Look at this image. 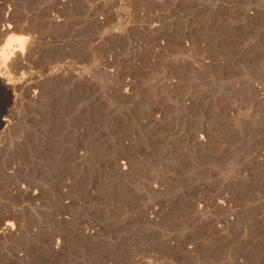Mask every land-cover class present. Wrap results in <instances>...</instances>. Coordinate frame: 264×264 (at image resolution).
Segmentation results:
<instances>
[{"label": "rangeland", "instance_id": "374dc122", "mask_svg": "<svg viewBox=\"0 0 264 264\" xmlns=\"http://www.w3.org/2000/svg\"><path fill=\"white\" fill-rule=\"evenodd\" d=\"M5 8L0 264H264V0Z\"/></svg>", "mask_w": 264, "mask_h": 264}, {"label": "bare ground", "instance_id": "6f19581e", "mask_svg": "<svg viewBox=\"0 0 264 264\" xmlns=\"http://www.w3.org/2000/svg\"><path fill=\"white\" fill-rule=\"evenodd\" d=\"M19 0H0V22L3 24V26H2V28H1V30H0V38H2L3 36H5V35H8L7 37V40H6V42L5 43H3L4 45H2V46H0V83L3 85V86H5V88H7V89H10V91H11V89H13L15 86V84L13 85L12 84V81H10L8 78H6V71L5 70H7V68L9 69V68H13V66L14 65H18V66H23V64H24V61H26L27 59H26V57H29V55L28 56H26L27 55V53L28 54H32V52H30L31 51V49H34L33 48V41L34 40H36L35 39V36H34V38H33V35L34 34H32L29 30L30 29H28V27L29 26H31L30 24H29V26H28V22H27V25L25 24V26H28L27 28H24V27H18V26H16L15 25V23H14V21L12 20V13H13V11L10 9V8H7V12H5L4 10L6 9L5 8V6H7V7H9V6H12V5H15V3L16 2H18ZM24 3V2H23ZM60 5V4H59ZM53 7V6H52ZM20 8V7H19ZM19 10V9H18ZM52 10V9H51ZM50 10V11H51ZM5 12V13H4ZM47 12V11H46ZM19 14V13H18ZM18 14L16 15L17 16V18H18ZM45 15V14H44ZM47 15V14H46ZM46 15H45V17H46ZM20 16V15H19ZM21 17V16H20ZM19 17V18H20ZM32 17V16H31ZM49 17V16H48ZM51 18H53V17H51ZM56 18V17H55ZM35 19V18H34ZM23 20V19H22ZM28 20H30V18L28 19ZM59 20V19H58ZM16 22V21H15ZM55 22H57V21H54V24H55ZM60 22V21H59ZM17 23V22H16ZM30 23V22H29ZM44 26V25H43ZM156 26V25H155ZM154 26V27H155ZM33 27V26H32ZM38 27V26H37ZM36 27V28H37ZM153 27V28H154ZM35 27H34V29H36ZM14 31H19V32H23V33H25V34H23L22 36H20V35H18V34H16V36H14V37H16V38H14V37H12L10 34L11 33H13ZM32 31V30H31ZM27 32H29V35L27 34ZM33 32H35V31H33ZM37 32V31H36ZM17 33V32H16ZM30 33L32 34V37L30 36ZM15 34V33H14ZM14 34H12V35H14ZM27 34V35H26ZM39 35V34H38ZM41 35V34H40ZM18 36V37H17ZM5 38V37H4ZM37 38V37H36ZM3 39V38H2ZM4 40V39H3ZM38 40V39H37ZM36 40V41H37ZM1 41V40H0ZM35 41V42H36ZM3 42V41H2ZM2 42H0V44L2 43ZM34 47H36V46H34ZM30 54V55H31ZM35 55V54H34ZM33 56V55H32ZM26 59V60H25ZM30 60V59H29ZM28 62V61H27ZM32 63V62H31ZM17 67V66H16ZM16 67H14V68H16ZM20 67H19V69H20ZM13 68V69H14ZM17 69V68H16ZM15 69V70H16ZM18 69V70H19ZM22 69V68H21ZM23 70V69H22ZM16 72V71H15ZM110 73V72H109ZM9 75V74H8ZM7 75V76H8ZM48 75V74H47ZM12 76V75H11ZM56 76V75H55ZM60 76V75H59ZM13 78V77H12ZM15 78V77H14ZM16 79V78H15ZM54 79V78H53ZM58 79V78H57ZM13 80V79H12ZM43 80H45V78L43 79ZM56 80V79H55ZM18 81V80H17ZM53 81V80H52ZM19 82H21V81H19ZM26 82V81H25ZM29 84H30V82H28ZM46 83V82H45ZM0 84V85H1ZM23 84V83H22ZM25 84V83H24ZM27 84V83H26ZM18 85V84H17ZM42 85V84H41ZM14 86V87H13ZM19 86V85H18ZM38 87V86H37ZM4 88V89H5ZM32 88V87H31ZM40 88V87H39ZM39 88H37V90L39 89ZM17 88L15 87V90H16ZM33 89V88H32ZM36 90V89H35ZM36 90V91H37ZM6 91V90H5ZM13 92H16V91H14V90H12ZM11 91V92H12ZM33 91V90H32ZM34 92V91H33ZM8 93V92H7ZM31 93V92H30ZM36 95H37V92H36ZM39 96V95H38ZM31 97V96H30ZM32 98V97H31ZM39 98V97H38ZM36 99V98H35ZM37 100V99H36ZM36 100H35V102H36ZM34 101V100H33ZM39 101V100H38ZM3 121V123L7 126L8 124H9V121L7 120V118L5 119H3L2 120ZM2 123V124H3ZM125 164V163H124ZM122 165V164H121ZM123 166V165H122ZM120 168V167H119ZM124 168V167H123ZM122 168V169H123ZM121 169V168H120ZM121 169V170H122ZM125 169V168H124ZM29 193V192H28ZM36 196V195H35ZM36 199V198H35ZM225 199V198H224ZM224 199H221V200H219V201H217V205H218V207L219 208H224V207H226L225 205H226V202H225V200ZM225 209V208H224ZM225 212V211H224ZM6 217V216H5ZM8 215H7V219H8ZM232 218V217H231ZM9 219H10V217H9ZM4 221H5V219H4ZM15 220H13V222H14ZM13 222H11L10 220H6L5 222H4V224H3V226L0 228V237H6V239H7V237L10 239H12V238H14V237H16V235H17V232H16V227L14 226L15 225V222L13 223ZM1 224H2V222H1ZM17 224V223H16ZM16 226H18V224L16 225ZM18 228H19V226H18ZM58 244V243H57ZM56 247V246H55ZM58 250V249H57Z\"/></svg>", "mask_w": 264, "mask_h": 264}]
</instances>
